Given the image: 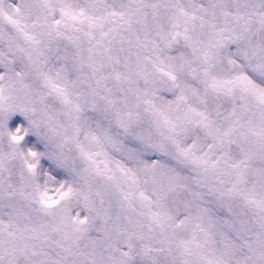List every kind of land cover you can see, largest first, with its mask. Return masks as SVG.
<instances>
[{
  "label": "snow or ice",
  "instance_id": "6c2138e0",
  "mask_svg": "<svg viewBox=\"0 0 264 264\" xmlns=\"http://www.w3.org/2000/svg\"><path fill=\"white\" fill-rule=\"evenodd\" d=\"M0 264H264V0H0Z\"/></svg>",
  "mask_w": 264,
  "mask_h": 264
}]
</instances>
